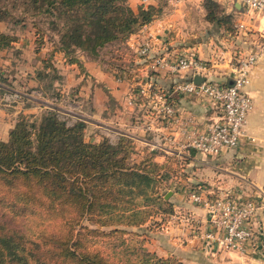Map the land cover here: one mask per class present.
Here are the masks:
<instances>
[{
    "label": "trees",
    "instance_id": "trees-1",
    "mask_svg": "<svg viewBox=\"0 0 264 264\" xmlns=\"http://www.w3.org/2000/svg\"><path fill=\"white\" fill-rule=\"evenodd\" d=\"M20 1L24 11L49 17L51 29L58 32L54 47L68 63L76 62L67 56L76 50L93 56L105 44L125 40L158 18L167 2L156 0L132 10L125 0ZM201 5L205 21L231 29V16L220 3L201 0ZM8 16L0 5V21ZM14 41V35L0 31V51ZM154 55H139L135 67ZM84 127L80 120L68 124L54 109H46L38 117L18 114L6 140L0 139V264H183L172 257H156L137 241L134 245L131 238L136 233L117 227L144 223L146 215L134 220L135 210L125 203L139 195L147 199L146 190L172 169L153 162L149 151L142 160L132 161L134 144L126 136L114 143L105 138L87 142ZM83 220L108 229L90 230ZM83 230L109 236L107 249L88 250Z\"/></svg>",
    "mask_w": 264,
    "mask_h": 264
},
{
    "label": "crops",
    "instance_id": "crops-1",
    "mask_svg": "<svg viewBox=\"0 0 264 264\" xmlns=\"http://www.w3.org/2000/svg\"><path fill=\"white\" fill-rule=\"evenodd\" d=\"M145 1L156 4V0ZM216 1L222 5L224 12L235 15V21L240 22V35H251L264 28L263 18L247 15L245 8L239 4L231 0ZM139 2L127 0L132 10H135ZM203 15L201 0H167L158 18L128 35L124 41L126 53L116 54L118 61L125 63L122 66L111 62L108 64L100 51L93 56L77 51L75 63H66L61 53L54 52L52 57L55 62H50L62 77V87L56 88L58 94L50 98H38L35 95H39V91L31 89L30 93L20 92L22 98L19 96L16 100L4 102L1 99L2 92L0 139L6 140L7 132L18 114L36 116L42 109H54L59 118L68 124L76 120L82 121L85 125L84 140L87 142L96 143L105 138L114 143L118 137L126 136L133 141L134 150L140 154L149 151L154 156L160 154L162 159L169 157L182 161L179 166H190V171L197 164L203 165L201 169L195 168L193 173L197 171L194 175L207 181V186H203L207 189L206 192H228L243 197L264 192V52L258 54L249 72V84L245 90L251 97L252 107L246 117L244 136L236 148L223 150L216 156L190 153L191 148H181L177 123L162 113L160 101L154 95L158 93L172 103L179 120L190 118L195 124L202 125L216 119L218 109L206 100L172 92L173 84L187 80L188 74L181 71L169 73L164 69L146 73L145 64L135 67L136 61L133 59L132 64H128L127 54L130 51L135 53L143 46L147 47L149 54L167 57L191 50L205 64L206 70L200 77L203 75L211 81L223 79L225 74H230L232 46L216 37L217 29L204 21ZM28 38L29 36H20L12 47L0 52L1 68L18 60L23 64L18 68L21 67L19 71L22 75L35 69L37 63L34 64V58L41 60L43 54L29 50V42L26 41ZM184 41H188L187 45L190 46L180 48ZM204 59L209 60V64ZM131 71L144 74L139 81L132 82L131 78L135 75L130 74ZM128 72L131 76L129 79L124 77ZM15 76L16 73L10 79ZM17 79L11 80V85L16 84ZM24 80L21 86H33L35 83L33 78ZM4 85L0 82V87L16 92L15 88ZM147 85L149 90L141 93ZM196 155L206 157V160H196ZM190 212L193 213L192 210ZM163 233L162 240L167 248L164 254H170L169 248L175 247V257L185 264H264L261 251L263 243L259 238L252 240L250 246L246 245L241 252L222 251L223 254H219L216 259L214 253L201 256L200 246L203 243L195 240L186 227H168L163 229Z\"/></svg>",
    "mask_w": 264,
    "mask_h": 264
},
{
    "label": "rangeland",
    "instance_id": "rangeland-1",
    "mask_svg": "<svg viewBox=\"0 0 264 264\" xmlns=\"http://www.w3.org/2000/svg\"><path fill=\"white\" fill-rule=\"evenodd\" d=\"M139 4H148L145 0H139ZM126 4L127 0H125ZM137 4V6L139 5ZM0 5L5 6V8L9 12V16L5 19L0 21V31L6 32L8 34L14 35L16 37V41L20 36H29V38L26 40L29 42L28 48L31 52L37 53L41 52L43 54V59H35L37 63L35 69H33L31 72H28L25 75H22V73L19 71L21 70V67L23 64L21 62L12 61L10 64H5V68H1L0 66V82L2 84H5L4 86H11L16 89V92H18L19 96L22 98L23 95H21L20 92H27L30 93L31 89H35L39 91V95H35L38 98H50L51 96H54L58 94V91L56 88H61L62 84V77L57 74V70L52 66L51 60L53 59V53L59 52L55 49L54 44L57 40L58 32L55 30H52L48 21L49 17L44 16L43 14H39L36 12H33L30 10H23L24 5L21 4L20 0H1ZM136 6V7H137ZM135 7V9H136ZM202 7V5H201ZM203 9V8H202ZM24 11V12H23ZM226 13V12H225ZM204 14V9H203ZM231 16V23L229 26L231 29L229 31L224 30L223 28L215 27L213 24H211L213 27L217 29L216 37L220 38L222 40H225L230 47L232 46L231 52H230V62H236L237 59L244 56L245 54L249 52H256L257 56L259 53L264 52V44L262 41L261 36H259V29L255 33H251V35H248L247 33L244 35H240V31L242 30L238 24L240 22H236L235 15L228 13ZM247 15H252L251 13H246ZM203 20L204 15H203ZM207 22V21H206ZM38 29V31H36ZM208 35L207 33H205ZM255 34V35H254ZM126 40V39H125ZM113 41L111 43L105 44L104 46L97 49V52L100 51V55L104 58V60L108 61V64L111 62L112 64H119L123 65L125 63L118 61V52L126 53V46L124 45V41ZM14 41L13 43H15ZM188 41H184V43L179 46L180 48L190 45H187ZM186 45V46H184ZM13 46V44H12ZM11 46V47H12ZM10 48V47H9ZM9 48L3 49L2 51L8 50ZM183 48V49H185ZM148 50V49H147ZM75 52H72L68 54V57L74 58L76 55ZM130 51V50H129ZM96 52V53H97ZM188 52L193 55V51H183ZM61 53V52H59ZM128 53V52H127ZM130 54H127V60L128 64H132V59L136 61V63L139 62L137 50L135 53L129 52ZM148 53V52H147ZM62 54V53H61ZM63 55V54H62ZM96 55V54H95ZM116 55V56H115ZM159 56V54L154 55ZM64 60L66 63H68V58L64 56ZM153 57V58H154ZM131 60L129 61V59ZM152 58V59H153ZM151 59V60H152ZM151 60L147 63L149 64ZM208 62L209 60H205L204 62ZM18 62V63H16ZM24 62L26 60L24 59ZM55 62V61H54ZM135 63V64H136ZM4 64V63H3ZM29 64H33L30 63ZM33 64V65H34ZM147 64H145V70L147 71H157V70H151L147 67ZM20 67V69H18ZM3 69V70H2ZM160 70V69H159ZM16 73V76L13 77V79H10L12 75ZM129 74V72H128ZM132 75H135V77H132V82L139 81V78L143 76L144 73L138 72H132ZM126 77V76H124ZM138 77V78H136ZM18 78V79H17ZM25 79H34V85L33 86H21V83H23ZM229 78V74H225L223 76V79L214 82H225ZM17 79L16 84L11 85L10 81H14ZM126 79V78H125ZM28 81V80H27ZM10 83V84H9ZM2 88V87H1ZM70 88V87H69ZM2 92H11L8 88H2ZM70 89H73L72 87ZM70 89H67L70 91ZM18 90V91H17ZM45 109H42L36 116L38 117ZM59 117V116H58ZM84 133V131H83ZM84 139V135H83ZM133 142V141H132ZM148 151H144L142 154L135 151L130 154V158L134 162H138L142 160L145 155H147ZM202 157V156H201ZM199 155L195 156L196 160L204 161L206 160V157L201 158ZM151 159L153 162H156L157 164H165L170 170V175L167 176V178H164L160 180V182L154 187L152 190H146L145 196H147V199H145L144 195L136 196L133 200L130 202L125 203V206H128V208L135 210L133 212H136L133 216L134 220L138 219L140 215H146L144 223L135 226H124V225H118L117 227L121 230H126L130 232H135L137 237L131 238V241L134 245H136V241L140 243V245L149 253H152L156 257H172L176 260H179L175 255L177 253H173V248H169L170 254L166 255L164 254V251L167 250L164 245L165 242L163 239V229L171 227L175 229V226L179 228L186 227L190 234H193L194 239L199 241V243H203L200 246L201 256L211 255V253H214V258L218 259L219 254H223L222 251H228L223 250L222 248H219L215 246L212 242L206 241L202 239V234L210 227V223L208 221V212L198 206L196 203H193L189 197L188 194L190 191H200L206 198H223L225 196H233L231 193H218L215 194L211 191L206 192V188L203 187L204 185L207 186L204 179H199L198 176H195L197 174V171H194L195 168H203V165L197 164V167H192L191 171L188 169L190 166H179V164H175V162L169 160L168 158L162 159L160 157V154L158 156H151ZM157 160H161V162H157ZM171 162V163H170ZM201 171V170H200ZM202 173V171L200 172ZM199 175V174H198ZM206 176V175H204ZM188 177V178H187ZM187 178V179H186ZM205 182V183H204ZM223 188V187H222ZM169 192V195L164 198L165 194ZM240 198H253L256 200V208L254 211V214L252 215V218L250 220V228H251V238L250 240L244 245L251 244L252 240L255 241L256 238H259V241H261L262 246V255H264V192H259V194L251 195L250 197L246 195L243 196H235ZM164 199V200H163ZM193 211L191 213L190 211ZM115 212H119V210L116 208ZM196 212V213H195ZM127 213H124V216H126ZM166 219V220H165ZM122 222V221H121ZM82 224H85L90 230L97 228L98 232L107 231L108 227H101V229H98V226H94L91 223H88L86 221H82ZM103 230V231H101ZM96 232H87L85 230L82 231V237L85 242V245L88 250H97L99 252L105 251L107 249V246L111 242V238L107 235H104L102 233ZM124 238H128L127 235H124ZM209 243L211 245H209ZM131 244V243H130ZM132 245V244H131ZM250 246V245H249ZM222 252V253H221ZM180 261V260H179ZM182 262V261H180ZM185 264L184 262H182Z\"/></svg>",
    "mask_w": 264,
    "mask_h": 264
},
{
    "label": "built area",
    "instance_id": "built-area-1",
    "mask_svg": "<svg viewBox=\"0 0 264 264\" xmlns=\"http://www.w3.org/2000/svg\"><path fill=\"white\" fill-rule=\"evenodd\" d=\"M244 7L248 13L264 19V0H231ZM238 26H242L240 23ZM264 44V28L259 30ZM147 53V47L137 50L138 55ZM256 52H249L229 64V78L225 82H214L202 75L200 83L191 78L200 76L206 67L198 58L188 52L173 57L155 56L147 67L151 70L164 69L169 73L186 72L188 79L173 84L172 92L194 96L209 102L218 109L214 120L202 125L195 124L190 118L179 120L176 109L162 95L156 93L160 110L178 125L181 135V148H193L203 155L216 156L223 150L234 149L244 136L246 117L252 107V100L245 90L249 84V72L256 62ZM149 85L142 91H148ZM15 91L3 92L4 102L18 99ZM234 196V195H233ZM189 199L208 212L210 227L202 234V239L212 242L223 250L241 252L250 240L252 232L250 220L256 208L253 198L225 196L206 198L200 191H190Z\"/></svg>",
    "mask_w": 264,
    "mask_h": 264
},
{
    "label": "water",
    "instance_id": "water-1",
    "mask_svg": "<svg viewBox=\"0 0 264 264\" xmlns=\"http://www.w3.org/2000/svg\"><path fill=\"white\" fill-rule=\"evenodd\" d=\"M235 4L238 5L237 2H235ZM191 80H192L193 83L198 84V83L201 82L202 78H201L200 76H198V75H194V76H192ZM168 195H169V192H167V193L165 194L164 198L167 197Z\"/></svg>",
    "mask_w": 264,
    "mask_h": 264
}]
</instances>
